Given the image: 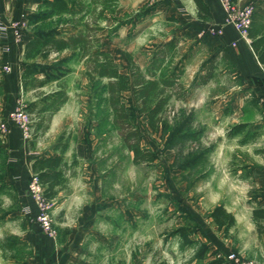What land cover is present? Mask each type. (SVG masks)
Wrapping results in <instances>:
<instances>
[{"label": "rangeland", "instance_id": "obj_1", "mask_svg": "<svg viewBox=\"0 0 264 264\" xmlns=\"http://www.w3.org/2000/svg\"><path fill=\"white\" fill-rule=\"evenodd\" d=\"M79 1L89 12L85 20L100 28L95 34L100 49L111 54L123 74L130 68V59L144 70L153 49L170 36L169 28L174 23L168 13L162 16L157 12L156 0H112L106 5L100 4L102 0H76ZM102 7L105 11L97 17ZM72 19L74 22L77 17L54 16L44 26L61 25V29H54L55 33L74 32ZM192 50V46L179 49V55H185V70L180 78L184 98L169 101L167 127L152 133L145 119L138 115L133 119L141 132V148L157 155L153 163L134 164L133 154L125 148L111 122L107 81H88L82 59L66 51L41 66L42 77L55 80L68 97L63 104V123L67 126L53 134L55 148L60 150L76 141V122L81 121L88 136L94 137L91 152L96 160H102L101 167L106 172L109 206L101 211L93 229L106 238L89 240L86 264H204L228 253L207 243L206 230L211 226L208 208L216 194H228V179L252 177L254 171L256 176L263 173L264 146L260 131L252 130L257 110L240 99L237 79L229 71L224 73L223 63L213 58L192 64ZM193 66L199 67L194 73ZM202 77L207 81L203 83ZM227 90L231 92L227 93V102L215 98ZM122 98L128 105L132 95L125 92ZM25 110L31 115L32 139L48 140L39 128L49 124V116L38 122L34 112L26 106ZM94 122H98L97 127L91 128ZM237 126H242V133L237 134ZM71 164L78 167L77 160ZM248 193L245 204L236 207L243 214L247 206L264 199V188L253 186ZM1 195L0 207H5L7 200L5 194ZM58 218L62 215L55 217L60 222ZM180 228H186L185 236L178 232ZM237 234L231 231L221 233V237L238 240Z\"/></svg>", "mask_w": 264, "mask_h": 264}, {"label": "crops", "instance_id": "obj_2", "mask_svg": "<svg viewBox=\"0 0 264 264\" xmlns=\"http://www.w3.org/2000/svg\"><path fill=\"white\" fill-rule=\"evenodd\" d=\"M203 2L210 11L211 18L208 21L197 18V8L193 0H156L157 12L162 16L168 13V17L174 21L169 28L170 36L162 42V45L172 37H176L179 39L177 50L182 46H192L191 54L194 59L192 64L212 58L223 63L221 70L224 73L229 71L237 79L235 85L240 89V99L243 98V101L249 102L250 106L257 110L256 123L252 130L257 133L260 131L258 135L264 146V64L256 60L249 46V40L239 37L231 26L223 27L221 35L208 33L211 28H217L222 24L224 13L219 0H203ZM42 3L43 0H0V11L4 18H19L24 15L26 25L22 45H15L10 37L0 38V124L4 123L8 127L5 134L0 132V184L4 188V191L0 188V195L5 194L4 198L8 204L0 207V264H86L84 258L88 252L89 240L100 241L106 238L93 232V229L101 211L109 206V197H107L105 168L101 167L102 160H96L91 152L90 145L94 144V137L88 136L81 121L76 122L78 129L76 141H71L62 154L63 161L59 170L64 181L54 186L53 196L47 199L53 227L56 226L54 238L41 232L34 220L35 204L26 192V184L30 177L38 176L32 170L33 163L41 158L59 155L53 134L67 126L63 123V117L66 115L63 105L52 115L43 109L44 104L41 101L43 96L60 90L55 80L39 86L38 83L45 80L42 73H39L34 77L33 86L28 85L26 89L23 88L22 75L26 64L41 67L46 60L67 51H52L46 57L26 58L25 47L35 35L55 33L54 29L62 27L61 25L44 26L45 21L58 15L44 19L43 15L49 13V9L44 8ZM243 4H254V12L264 14V0L237 1V5ZM79 30V27H76L74 32L62 31L56 34L64 37L74 35ZM53 61L57 62L55 59ZM4 66L10 70L5 72L2 69ZM191 68V72L194 73L199 67ZM227 93L231 94L227 90L215 98L227 102ZM249 96L251 99L248 100ZM18 100L24 103L29 112L36 114L38 122L45 118L44 116H49V124L39 128L40 132L48 136V140L32 139L31 125L30 137L25 140L22 138L20 130L9 120L10 111ZM221 102L218 100L219 104ZM141 118L146 122L145 116ZM97 123H92L91 128H96ZM241 131L239 130L237 134L242 133ZM74 160L78 161L77 168L71 164ZM47 173L50 174L51 170L47 169ZM253 175L228 179L231 187L227 188L226 193L229 195L216 194L213 197L214 203L208 208L211 213L214 207L222 205L230 215L232 214L235 224L228 232L237 231L238 240L223 239L221 233L224 234V230L212 223L209 216L208 223L211 226L206 230V237L207 243L212 248L227 250L228 253L239 252L264 264V228L258 233L256 224L252 220L254 209L264 208V199L258 204L247 206L244 214L236 208L245 204L249 195L248 190L253 186L264 188V171L258 176L254 171ZM45 187L44 185V190ZM230 199L239 201L237 204L230 203ZM59 214L62 218H58L61 221L57 222L55 217ZM224 256L217 255L210 261L223 259Z\"/></svg>", "mask_w": 264, "mask_h": 264}, {"label": "trees", "instance_id": "obj_3", "mask_svg": "<svg viewBox=\"0 0 264 264\" xmlns=\"http://www.w3.org/2000/svg\"><path fill=\"white\" fill-rule=\"evenodd\" d=\"M112 0H102L101 5H106ZM238 0H229L232 4H237ZM197 8V18L202 21H208L211 18L210 11L203 0H193ZM42 6L49 9V13L43 15L46 19L51 15H69L71 18L77 17L76 27H80L74 35L64 37L57 36L56 33H38L25 47L26 58L35 59L37 56L46 57L49 52L68 51L76 54L79 59L83 60L85 75L88 81L96 78L105 79V93L108 96L107 104L112 112V124L117 129L120 139H122L125 148L133 154L134 164L153 163L157 155L144 148H141V132L134 124L135 115L145 116L148 128L152 133L158 129L166 128L168 123L166 113L169 101L172 98L182 100L184 98L183 86L180 78L184 72L183 60L185 55L180 56L177 50L179 39L172 37L168 42L159 47H155L149 57L146 68L142 70L133 64L130 55V68L123 74L112 56L108 52L100 49L99 38L95 34L100 30L99 27H92L86 19L89 15L84 4L76 0H43ZM105 11L102 7L97 17H101ZM249 46L253 51L256 60L264 64V14L254 12L251 16V23L246 31ZM22 75L23 88L28 85H34V77L43 73V68L39 65L26 64ZM203 78V77H202ZM208 78L204 77L202 82ZM53 80V79H52ZM52 80H43L38 83L39 86L50 83ZM130 92L132 99L129 104L122 102V94ZM67 96L62 88L53 91V93L43 96V109L50 115L56 112L67 101ZM135 111V112H134ZM235 130H241L242 126H237ZM68 145H63L59 150V155L49 158H41L32 165V170L38 174L39 182L44 184V196L49 199L55 185L62 183L61 170L63 153ZM47 169L51 173H47ZM212 223L217 225L224 232L235 224L232 214L230 215L222 205H217L209 214ZM252 220L256 224L257 232L263 231L264 208L258 207L252 213ZM178 232L185 236L186 228H180ZM204 264H227L222 259L212 260Z\"/></svg>", "mask_w": 264, "mask_h": 264}, {"label": "built area", "instance_id": "obj_4", "mask_svg": "<svg viewBox=\"0 0 264 264\" xmlns=\"http://www.w3.org/2000/svg\"><path fill=\"white\" fill-rule=\"evenodd\" d=\"M220 5L223 9V22L217 28H211L208 30L209 34L221 35L223 27L231 26L234 31L242 39H247V29L251 23V16L254 13V4L248 5H237L232 4L229 0H219ZM25 16L21 15L19 18H4L2 12L0 11V38L10 39L15 43V45H22L24 39V29H25ZM5 72L10 69L3 67ZM9 120L17 127L25 140L30 137L31 134V118L28 112L25 110V106L21 100H18L14 105L13 109L10 111ZM8 131L6 124H0L1 134H5ZM27 195L32 199L35 204L36 212L34 220L38 224L41 232L50 238H54L56 235L55 229L52 227V217L49 213L50 204L44 197V185L39 182L36 175L30 177L27 182ZM227 264H260L257 260L251 259L241 255L239 252L232 251L226 254L223 259Z\"/></svg>", "mask_w": 264, "mask_h": 264}]
</instances>
